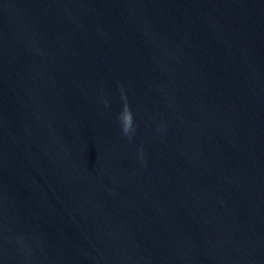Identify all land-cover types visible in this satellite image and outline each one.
Here are the masks:
<instances>
[{
	"label": "water",
	"instance_id": "1",
	"mask_svg": "<svg viewBox=\"0 0 264 264\" xmlns=\"http://www.w3.org/2000/svg\"><path fill=\"white\" fill-rule=\"evenodd\" d=\"M0 264H264V0H0Z\"/></svg>",
	"mask_w": 264,
	"mask_h": 264
}]
</instances>
